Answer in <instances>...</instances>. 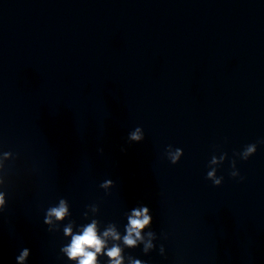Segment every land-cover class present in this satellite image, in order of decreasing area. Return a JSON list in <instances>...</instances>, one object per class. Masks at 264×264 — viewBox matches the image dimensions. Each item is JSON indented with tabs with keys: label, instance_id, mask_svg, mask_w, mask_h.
I'll return each instance as SVG.
<instances>
[{
	"label": "clouds",
	"instance_id": "9594fccd",
	"mask_svg": "<svg viewBox=\"0 0 264 264\" xmlns=\"http://www.w3.org/2000/svg\"><path fill=\"white\" fill-rule=\"evenodd\" d=\"M145 139L144 131L141 127H136L128 134V142L140 143ZM264 144V138L258 140L255 143L248 144L241 152L234 153V157L247 161L251 156L257 152V145ZM100 153H103V148L98 149ZM125 147H121V152H126ZM12 153L5 152L3 156L7 159ZM166 158L171 164H177L183 156V150L181 148H175L169 145L165 150ZM227 159V153H221L218 157L213 155L209 161V171L206 174V179L212 181L214 186H220L223 182V176H217V168ZM2 167V164H0ZM230 176L233 178L239 177L241 180L244 178L240 176L239 170L236 168V159L231 161ZM0 184H3V180L0 179ZM114 186V182L111 179L102 182L99 187L102 189H108ZM107 194V193H106ZM6 193L0 191V212H3L7 205ZM87 208H91L93 212L99 211L98 204L88 205ZM87 216V212L83 213ZM70 205L65 198H60L58 203L54 206L47 208L44 216L43 223L48 226H52L55 222L64 221L65 218H70ZM153 216L151 209L146 205H141L138 208H133L131 214L127 217V225L125 226V234L121 237L117 231L116 225L109 223L103 232H99L98 220L92 219L90 223L82 226L81 230L77 233H73V222L69 220L63 228V234L70 236V243L61 247V251L67 256L69 260L76 261L77 264H98V255H106L108 257V264H123L124 257L122 256L123 248L118 243H112L109 246V239L113 242L121 241L124 246L128 248H135L139 244H143L142 251L147 254L150 250L155 248L153 240L157 239L156 234L152 231L142 235L146 228L152 226ZM49 232H52V227L48 228ZM160 254H164L163 245L160 246ZM30 250L25 247L19 255L16 256V264H25L26 259L29 257ZM128 264H144L139 259H135L132 256L128 257Z\"/></svg>",
	"mask_w": 264,
	"mask_h": 264
}]
</instances>
